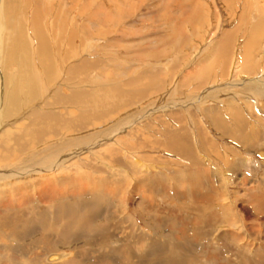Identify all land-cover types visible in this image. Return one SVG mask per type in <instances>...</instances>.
<instances>
[{
    "label": "bare ground",
    "instance_id": "6f19581e",
    "mask_svg": "<svg viewBox=\"0 0 264 264\" xmlns=\"http://www.w3.org/2000/svg\"><path fill=\"white\" fill-rule=\"evenodd\" d=\"M3 7L4 2L0 0V131L6 125L11 124L10 121L6 122L4 119L16 115L22 118L24 113L27 120L22 121L17 129L3 130L0 134V229L3 231L0 233V264H44L36 257L35 251L38 249H41L43 254L45 252V259L50 264H264L262 238L264 233L261 234L255 230L257 235L251 236L247 228H244V225L253 224L260 218L264 220V192L259 191L251 197L249 202H253L251 207L254 211L247 204L240 206L238 201L236 202L239 207L231 200H229L231 203L228 201L225 203L224 199H229L227 198L228 191L225 190L224 179L222 180L216 173L219 169L214 173L209 171V174L205 169L201 171L203 168L201 172L194 170L197 166L206 167V169H210L209 166H211L210 161L204 160L203 154L200 156L198 135L207 145L214 142L216 146H219L209 138L210 136H207L203 125L197 129V135L189 126L182 125L181 122L178 126L172 124V127L171 124L165 125L166 119H159V123L156 122L157 129L166 138L161 139V142H158L160 138L157 139L155 145L166 146L167 151H172L178 157L185 158L189 166L187 169L191 173L188 174L186 171L187 175H184L179 171L174 177L175 181L170 182L171 184L168 183L170 179H167L165 174L156 175L146 169L142 171L143 163L138 160L136 153V155L132 154V150L138 146L144 148L148 145L141 144L142 140L138 141V138L133 143L127 141L119 143L117 140L109 143L107 146L109 153L97 150V146L108 141L109 135L105 136L106 133L99 131L90 132L91 129L109 120L110 116L122 108L129 110L135 107L136 101H142L143 98L149 96V89L158 87L154 93L162 89L165 91L169 83L159 78V74L165 70L145 69L143 71L140 68V75L135 76L131 72L135 68L115 65L114 71L111 72L115 74L113 76L115 85L107 86L105 83L111 82L96 80V75H92L93 73L90 76L94 77L90 79L91 77L88 78L87 74L84 79L88 82L87 85L93 88H84L82 85L86 84L85 82H75V86L79 89L70 90L68 95L57 91L58 102H52V99H47L45 96L53 86L57 85L56 82L60 79L62 72L54 68L57 64L48 49H51L53 56L54 51L51 45L48 48L49 42L45 30L43 27H38L35 32V34L38 33L36 57L42 66L41 72L33 59V40L28 38L29 42L24 41L22 46V34L17 25L20 23L22 27L23 17L17 12H11L8 8L3 10ZM256 28L264 29L261 24L255 26L254 31ZM213 33H216V30ZM144 43L146 42L142 41L140 44ZM131 46L133 47L131 44L126 45L130 52L132 51ZM239 51L237 48L235 54L232 52L233 58L230 57L232 59L231 62L229 61L231 74H229L230 70L228 73L223 72L224 78L221 75L218 80L213 75L205 76V74L199 76L200 78L197 77L201 82L200 87H197L200 95L191 97L195 102L199 100L200 103H196L202 104L210 97L207 95H214L221 91L222 94L212 98L220 101L222 95H227L230 89L235 87L237 82L233 77L238 75V68L241 65ZM161 52L150 50L144 57H158ZM76 54L79 56L81 52ZM69 59L66 54L64 61ZM13 60L18 61L17 68L13 66L9 68L8 63ZM107 67L111 65L108 64ZM202 67L204 68V65ZM83 68L87 66L84 65L81 69ZM263 72L264 70L253 72L251 74L253 77L249 81H242L241 84L244 85L249 83L247 95L264 94V89H259L263 82L260 79L252 80L261 76ZM42 75L49 78L44 77L43 79ZM122 76L129 77L124 82L126 84L117 79ZM154 77H156L155 81H148ZM142 82L145 84L143 87L135 88L138 87V83ZM123 84L130 86L131 89H126ZM136 89L139 92H136L138 91ZM168 93L162 95L163 103L166 102ZM56 103L77 104L79 112L68 109L63 111L57 108L53 110ZM167 104L162 109L165 113L169 111V107L171 108V105ZM185 106L186 104H182L183 108L181 107L179 111H185ZM217 108H206L207 116L214 124L212 127L219 129L222 134L229 135L228 137L235 141L246 143L244 129H241L247 121L246 117L233 114L237 128L232 130L233 128H229L224 120L223 113ZM150 114L148 118L151 117ZM182 114L184 116V113ZM135 116L136 114L131 112L124 117V120ZM134 119H136L134 125L142 122L137 117ZM78 133H83V135L72 137ZM145 139L147 138L143 140ZM85 152L87 155L84 157L82 155ZM241 159L244 160L242 156ZM20 163L22 167L19 166ZM227 164L232 171L237 166L232 162H227ZM75 166L78 169L79 167L87 169L82 170L83 173L77 176L64 174L58 176L63 168L66 171L69 167L71 170H78ZM215 167L213 166V169H216ZM30 174L40 178H35L36 181L29 180L26 184L22 183L21 181L28 179ZM184 182L187 184L184 185ZM209 182L219 183L216 184V195L223 192L222 203L217 201L218 196V199L213 198L215 194L210 192ZM205 183L208 185L205 186ZM7 186L12 189L10 190ZM186 186L188 189L184 191L183 188ZM156 187L160 190L158 192L168 198L162 200L164 204L170 203L168 204L170 208L167 209L169 215L151 212V216H154V219H151L147 214L142 213V206L148 210L147 207L154 204L153 194ZM34 189H37L38 200L36 198V202L33 201L32 191ZM12 191L17 195L22 194L18 205L9 201L8 197L12 196ZM132 194L133 206L130 205V198H128ZM138 195H140V201L135 203ZM197 195L203 200H197ZM24 198H28L27 201ZM41 199L48 201L46 207L42 206L45 208L39 204L40 201L42 203ZM174 199L177 200L176 203ZM185 210L192 215H186L180 219L176 211L185 212ZM138 212L145 216V224L152 232L145 230L138 223L135 217ZM64 248L73 251L71 259L53 263L52 261L66 256V254L56 253ZM30 254L33 258H28Z\"/></svg>",
    "mask_w": 264,
    "mask_h": 264
},
{
    "label": "rangeland",
    "instance_id": "374dc122",
    "mask_svg": "<svg viewBox=\"0 0 264 264\" xmlns=\"http://www.w3.org/2000/svg\"><path fill=\"white\" fill-rule=\"evenodd\" d=\"M9 1L3 0L5 7H3V10L8 8V10L11 12H17L21 15V17H23L22 27L20 26V23L17 25L19 32L22 34V46L24 41L27 40L29 42L28 38L33 40V59L34 62L36 61L35 65L41 69V72L42 66L38 63L39 61L36 57L38 33L35 34V32H37L38 27H43L47 34L46 38L49 42L48 48L49 45H51L52 50L54 51V56H56L54 57L51 49H48L51 57L55 59L57 64V67L54 68H58L62 72L59 77L60 79L58 80V82L61 80L59 82L61 84L56 82L57 85L55 87L53 86V89L51 88L50 92H48L45 96L47 99H52V102H58L56 95L57 91L63 95H68L70 94V90L79 89L75 86V82H85L86 84L82 86L84 88L90 89L92 86L89 84L87 85L88 82L86 79H84L87 74L88 78L92 75H96V80L100 79L101 81L105 80V82H111L105 83L107 86L109 84L115 85V83H113L115 80L113 76L115 74H111V72H113L115 69V65L135 68L131 70L135 76L140 75V71H144L145 69H150L152 71H158L160 69L161 71L162 69L165 70L159 74V78H163L167 83H169L168 88L165 89V91L162 89L161 91L154 93L155 90L157 91L158 87L149 89V96H147V98H143L144 100L141 99L142 101H136L135 107L133 106L129 110L122 108L120 111L116 112L117 114L115 113L110 116L111 119L109 118V120L107 119L106 121L101 122L100 125H96V128L94 127L91 129L90 132L99 131L106 133L105 136L109 135L108 141L106 140L97 146V150L99 149L109 153L107 149L109 143H112L116 140L119 143H124L123 141L133 143L136 142L138 138V141L142 140L141 144L145 143L148 145L144 148L138 146V148L136 147L132 150V154L136 153L138 160L143 163L142 171L146 169L156 175L165 174L166 178L170 179V181L168 180V183H173L175 181L174 177H176V174H178L179 171L184 175H187L186 171L188 174L191 173L187 169L189 166L185 158L178 157L172 151H167L166 146L160 147L155 145L157 144V139L160 138L158 142H161V139L164 140L166 138L165 135H163L162 132L157 129V123H159V119H166L165 121L167 122L164 121L165 125L168 126L171 124V127L172 124H176V126H178L181 122L182 125L189 126V128L197 135V129L203 125L206 133L208 134L207 136H210L209 138H211V140L213 139L219 146H216L214 142L210 145H207L206 142L204 143V139L202 140L198 135L197 141L201 150H199L200 156L203 154L204 160L210 161L211 166H209L210 169H206V167L201 166H199V168L197 166L194 170L199 172L203 168L201 171L206 170V173L209 174V171L214 173V171L216 172V170L219 169L216 173L217 175L219 174L218 177H220L222 180L224 179L223 183L225 182V190L228 191L227 198L229 197V199H224V202L226 203L228 201L231 203L229 201L231 200L238 207L239 204L240 206L242 204H247V206L252 208L251 206L253 202H249L252 199L251 197L256 195V193H259V191L264 192V94H257L253 96L247 95L249 83L246 85L241 83L244 80L249 81L253 77V75L251 76L253 72L256 73L264 70V29L256 28V31H254L255 26L257 27L260 24L264 28V0ZM35 25L37 27H35ZM34 29L35 31H32ZM215 30L216 33H213ZM27 33L29 34L28 36L26 35ZM142 41L146 43L141 45L140 43ZM157 41L159 43H157ZM130 44L133 45V47L131 46L130 48V50L133 52L128 51L126 48V45ZM237 48L240 50L239 53L241 54V65L238 68V75L233 77L234 81L237 82L235 87L232 90L230 89L227 95L224 94L225 91L223 92L225 96L222 95V101L212 99L214 98L213 96L222 94L220 91L214 95H207V97L210 96L211 98L209 97L207 101L205 100L202 104H198L200 103L198 99L196 101L198 103H196L192 98L200 95L199 89H197V87H200L201 82L198 80V78L206 74L205 76H216V79L218 80L221 75L223 76L222 78H224L223 72L228 73L230 70L229 74H231L229 63L232 59L230 57L233 55L232 52L235 54ZM150 50L157 52L162 51L163 53L161 52L158 57H144L146 52H150ZM226 50L227 52H230L227 53ZM77 52H81V55L77 56ZM66 54L70 58L68 61H64V56ZM29 58L31 60L30 56ZM108 64H110L111 67H107ZM84 65H86L87 68L81 69L84 67ZM202 65H204V68ZM8 66L9 68L12 66L13 68H17L18 61L15 62L13 60L8 63ZM97 68L100 70H97ZM209 72H213L214 74H210ZM42 77L44 79L45 76L42 75ZM127 77L122 76L117 79L121 81V83H124L129 78ZM45 78L49 77L47 76ZM155 79L156 77L153 79H148V81H155ZM256 79H260L261 82L264 83V72L261 76L255 77L252 80ZM152 83L154 84V82ZM263 83H261L259 86L260 90L264 89ZM144 85V82H142L137 84L138 87H134L139 89ZM124 87L126 89H131V87H127V85H124ZM136 92H139V90ZM166 93H168L165 99L166 102L163 103L162 95H166ZM56 104L57 105H54L52 108L53 110L61 109L64 111L68 109L74 112H79L77 104ZM166 104L171 105L172 109L169 107V111L165 113L162 109ZM177 104L179 105L177 106ZM182 104H186L184 107L185 111H179L181 110ZM192 106L196 107L193 108ZM211 107H218L217 109L223 113V118L226 123H228V127L231 129L233 128L232 130L237 128L235 121L233 120V114H237L238 116L241 115L244 118L246 117L245 119H247V121H245V124H243L241 127L242 130L244 129L243 133L244 137L246 138V143L243 144L239 140L235 141L234 139L229 138V135L222 134L219 129L217 130V128L213 127L216 132L222 134L218 136L216 135V133L210 127L211 122L206 111V108L211 109ZM131 112L136 114L134 118L137 117L138 119H141L142 122L136 123L134 125V121L136 119L133 117L124 120V117H127V115ZM181 112L184 113L185 118ZM149 114L152 120H149ZM18 117L19 116L16 115L10 117L9 119H4L6 122L10 121L11 124L6 126L4 125L5 127L0 131V134L3 130L17 129L22 121H25V119L27 120V117L24 113L22 114V118ZM147 122L149 124H147ZM81 135H83V133L74 134L72 137L76 138ZM64 136H66V134ZM144 138L147 139L143 140ZM252 145L254 146L252 147ZM125 147L128 148L127 146ZM86 155L87 152H85L82 156L85 157ZM144 156L146 157L144 158ZM241 156L244 158V160L241 159ZM130 158L132 157L130 156ZM211 162L214 163V165ZM227 162L237 164L233 171L230 169ZM20 164L19 166L22 167V163ZM213 166H216V169H213ZM76 168L78 169V167ZM84 169L87 168L84 167L81 169V167H79L78 170H71V167H69L67 171L65 168H63L62 172L58 173V176H63V174L77 176L83 173L82 170ZM35 178L40 177L30 174L28 179L22 180L21 182L26 184L29 180L36 181ZM138 180L140 179L138 178ZM210 182L209 185H211V187L208 185V183H205V186L208 185V187L211 188L210 192L213 195L215 194L213 198L218 199L219 197L217 201L222 203L221 199L223 197L221 196H223V192H221L222 194H219L220 196L216 195V184L219 183ZM185 184L187 183L184 182V185ZM213 184L215 185L213 186ZM187 186L183 188L184 191L188 189ZM7 188L10 190L12 189L8 186ZM213 188L215 189L213 190ZM158 191L160 190L158 187H156L153 194V198L155 200L154 204L148 206V210L142 206V213L147 214L151 219H154V216H151V212L154 214L156 212H160L166 216L169 215V211H167V209L170 208V203H168L169 205L164 204L162 200L163 198L166 200L168 198H165V195H162L161 192ZM14 193L15 192L12 191V196L10 195L8 198L9 201L11 200L10 203L18 205L22 194L17 195ZM25 193L27 192L25 191ZM32 194L34 196L33 201L36 202L37 189H34ZM130 196L131 197H128L130 198L129 202L130 205L133 206V194ZM139 198L140 195L137 196L135 203L140 201ZM197 198V200H203L201 197L199 198L198 195ZM24 199L27 201L28 198ZM175 201L177 200L174 199V202ZM236 201H238L239 204ZM47 202L48 201L45 202V200H42V203L40 201L39 204L41 207H46ZM141 205L143 204L141 203ZM176 213H178L180 219H183L186 215H192L187 210H185V212L176 211ZM135 217L138 220V223L141 224L145 230L152 232V230L145 224L146 218L144 215L138 212ZM263 221L264 220L260 218L259 221H256L257 223H248L246 226L244 225V228H247L251 236H256L257 232H261L262 234L264 233ZM2 232L3 231L0 229V233ZM262 238L264 241V236H262ZM56 253L66 254V256L62 259H56L52 261L53 263L61 262L63 259H71L74 254L73 251L69 250L68 248L58 250ZM35 254L36 257L39 258L40 262L44 264H50V262L45 259V252L43 254L41 249L36 250ZM30 256L31 254L28 256V258ZM30 258H33V255Z\"/></svg>",
    "mask_w": 264,
    "mask_h": 264
},
{
    "label": "crops",
    "instance_id": "0c3cea01",
    "mask_svg": "<svg viewBox=\"0 0 264 264\" xmlns=\"http://www.w3.org/2000/svg\"><path fill=\"white\" fill-rule=\"evenodd\" d=\"M212 126H213V125L210 123V127L213 129V131L216 133L217 136H218V135H222V134H219L218 132H216ZM215 133H214V134H215ZM226 138H228V137H226Z\"/></svg>",
    "mask_w": 264,
    "mask_h": 264
}]
</instances>
